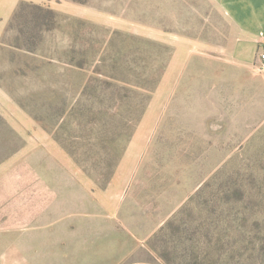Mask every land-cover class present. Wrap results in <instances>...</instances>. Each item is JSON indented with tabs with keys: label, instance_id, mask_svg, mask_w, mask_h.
I'll list each match as a JSON object with an SVG mask.
<instances>
[{
	"label": "rangeland",
	"instance_id": "1",
	"mask_svg": "<svg viewBox=\"0 0 264 264\" xmlns=\"http://www.w3.org/2000/svg\"><path fill=\"white\" fill-rule=\"evenodd\" d=\"M228 2L0 0V264H264Z\"/></svg>",
	"mask_w": 264,
	"mask_h": 264
},
{
	"label": "crops",
	"instance_id": "2",
	"mask_svg": "<svg viewBox=\"0 0 264 264\" xmlns=\"http://www.w3.org/2000/svg\"><path fill=\"white\" fill-rule=\"evenodd\" d=\"M228 3L231 10L226 12L238 25L240 53L252 64L258 46H264V0H229Z\"/></svg>",
	"mask_w": 264,
	"mask_h": 264
},
{
	"label": "built area",
	"instance_id": "3",
	"mask_svg": "<svg viewBox=\"0 0 264 264\" xmlns=\"http://www.w3.org/2000/svg\"><path fill=\"white\" fill-rule=\"evenodd\" d=\"M254 67L264 77V46H262L257 53V58L256 62L254 63Z\"/></svg>",
	"mask_w": 264,
	"mask_h": 264
}]
</instances>
